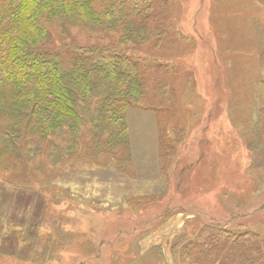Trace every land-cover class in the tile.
I'll return each instance as SVG.
<instances>
[{"label": "rangeland", "instance_id": "1", "mask_svg": "<svg viewBox=\"0 0 264 264\" xmlns=\"http://www.w3.org/2000/svg\"><path fill=\"white\" fill-rule=\"evenodd\" d=\"M171 1L183 77L166 110H128L122 168L73 155L0 171V264H185L170 248L188 221L264 231V0ZM168 124L184 130L165 170ZM24 223L26 246H5Z\"/></svg>", "mask_w": 264, "mask_h": 264}, {"label": "trees", "instance_id": "2", "mask_svg": "<svg viewBox=\"0 0 264 264\" xmlns=\"http://www.w3.org/2000/svg\"><path fill=\"white\" fill-rule=\"evenodd\" d=\"M171 6V0H0V171L8 182L20 164L31 171L40 161L51 169L73 155L107 156L122 168L128 110L165 111L176 77H183L175 58H166L182 42ZM166 86L167 95L160 89ZM183 130L168 124L159 133L165 170ZM230 219L199 227L188 221L172 242L173 262L264 264V231ZM29 228L1 240L21 239L25 247Z\"/></svg>", "mask_w": 264, "mask_h": 264}, {"label": "crops", "instance_id": "3", "mask_svg": "<svg viewBox=\"0 0 264 264\" xmlns=\"http://www.w3.org/2000/svg\"><path fill=\"white\" fill-rule=\"evenodd\" d=\"M13 225V226H12ZM9 228H12V230H10L9 228L8 229H5V232L4 234L8 237L9 235H11L12 233H14L16 236H20V235H23L24 234V231H25V228L28 227V224L27 223H24V224H12ZM20 228V230H19ZM18 237H16L18 239ZM24 242H21V239L17 240L14 245H16L18 248H23L24 245H23ZM7 246V245H5Z\"/></svg>", "mask_w": 264, "mask_h": 264}]
</instances>
